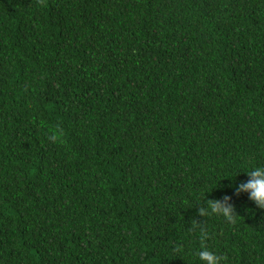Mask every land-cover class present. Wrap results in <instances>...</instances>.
<instances>
[{"label":"trees","instance_id":"obj_1","mask_svg":"<svg viewBox=\"0 0 264 264\" xmlns=\"http://www.w3.org/2000/svg\"><path fill=\"white\" fill-rule=\"evenodd\" d=\"M257 165L264 0H0V264H264Z\"/></svg>","mask_w":264,"mask_h":264},{"label":"clouds","instance_id":"obj_2","mask_svg":"<svg viewBox=\"0 0 264 264\" xmlns=\"http://www.w3.org/2000/svg\"><path fill=\"white\" fill-rule=\"evenodd\" d=\"M60 130H54L49 136L50 140L55 141L60 135ZM245 175L248 179L239 184L238 190L246 192L248 199L259 208L264 209V165H257L248 168ZM201 214L223 216L227 221L234 222V209L230 204H224L219 200H210L207 202V207L199 210ZM207 236L206 232H201L200 239L203 241ZM200 264H222L224 257L218 252L209 249L203 244L196 251Z\"/></svg>","mask_w":264,"mask_h":264}]
</instances>
